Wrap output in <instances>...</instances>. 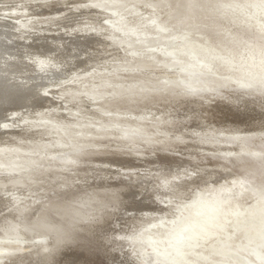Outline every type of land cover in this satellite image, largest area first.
Masks as SVG:
<instances>
[{"label": "bare ground", "instance_id": "6f19581e", "mask_svg": "<svg viewBox=\"0 0 264 264\" xmlns=\"http://www.w3.org/2000/svg\"><path fill=\"white\" fill-rule=\"evenodd\" d=\"M19 1L24 3L0 7V20L15 22V33L0 30V46L15 38L36 52L0 58V165L10 166L0 169V264H89L86 258L96 243L108 257L123 258L113 264H138L145 260V242L151 247L148 264H169L178 259L171 237L182 229L200 233L208 223L216 225L211 235L188 249L184 259L264 264V201L256 193L264 188V159H250L264 156L259 13L213 6L246 0H197L201 6L195 8L187 7L189 0ZM29 1L40 2L32 6ZM58 8L62 12L45 19L19 14ZM80 16L91 21L74 26ZM167 17L172 21L166 24ZM66 24L69 32L54 34L45 44H28L48 38L52 27L67 29ZM147 26L155 36L143 38ZM22 27L34 31L28 39ZM178 27L192 37L181 36L185 44L163 55L158 46L172 44ZM64 35L83 42L68 50L60 41ZM121 44L124 55L118 51ZM187 46L211 70L190 64ZM111 56L117 64L91 70ZM175 67L183 69V80L168 75ZM149 83L156 89L148 90ZM61 89L75 95L60 103L69 107L53 106L57 95H65ZM91 98L99 100V108L93 109ZM9 110L28 116L3 126ZM127 132L139 136L125 138ZM177 148L187 157L177 159ZM140 159H150L149 170L126 172ZM155 160L162 161L160 168L151 167ZM114 166L128 179L107 188L104 176ZM77 181L98 186L82 190ZM38 189L44 198L29 200L23 193ZM126 207L142 213L129 220L140 224L135 232L111 234L125 241L120 250L105 231ZM35 239L39 245H29Z\"/></svg>", "mask_w": 264, "mask_h": 264}, {"label": "rangeland", "instance_id": "374dc122", "mask_svg": "<svg viewBox=\"0 0 264 264\" xmlns=\"http://www.w3.org/2000/svg\"><path fill=\"white\" fill-rule=\"evenodd\" d=\"M4 1V0H3ZM44 0H42L41 2H43ZM46 2H49L48 0H45ZM0 2H2L1 0H0ZM5 2H7V3H5ZM12 2V3H11ZM10 2V0L9 1H4V2H2V3H0V7H6V8H12L13 6H21L20 5V3H24V2H20L19 0H17V1H11ZM35 2V3H34ZM38 2H40V1H29V3L28 4H30V5H32V4H35L36 6H37V3ZM17 3V4H16ZM19 3V4H18ZM6 6H5V5ZM12 4V5H11ZM15 4V5H14ZM11 5V6H10ZM24 4H22V6H23ZM8 6V7H7ZM33 6V5H32ZM69 7H72V6H69ZM233 8V9H232ZM229 9H232L233 11H237L238 13H240V12H242V11H244V9H242V7H231V8H229ZM32 10V9H31ZM39 10V9H38ZM37 9H33L32 11H30V12H27V11H17V12H21V13H19V14H22V15H27V14H34L33 15V17H36V18H38V19H45L46 18V16L48 17L49 15L50 16H52L53 14L55 15L56 13H60V12H62V9L60 8H58V9H56L55 11H57L58 10V12H54V11H50V13H49V11H47L48 12V14L46 13V11H41V9L38 11ZM158 11H161V12H159L160 14L162 13V11L163 10H158ZM17 12H14V13H17ZM38 12H41V13H38ZM45 14H44V13ZM13 13V14H14ZM53 13V14H52ZM37 14V15H36ZM42 16H41V15ZM44 14V15H43ZM166 14H169V12H167L166 11ZM18 16V15H17ZM41 16V17H40ZM44 16V17H43ZM1 17V16H0ZM80 17H82V18H77L78 19V21H75L74 23H73V25L75 26L76 24H78V23H87L86 22V18H84V16H80ZM105 17V16H104ZM2 18V17H1ZM89 18V17H88ZM87 18V19H88ZM185 17H183V20H185L184 19ZM102 19H103V17H102ZM157 19H159V18H157ZM156 19V20H157ZM168 17L166 18V24L169 22H171L172 21V19L171 18H169L168 20ZM7 20V21H6ZM88 20H90L91 21V19H88ZM100 20V19H99ZM104 20V19H103ZM13 21H14V19L12 20V19H10V18H4V20H0V22L1 23H3L4 25H8L9 27H6V28H0V30H2L3 29V31H5L7 34H12V32H13V30H12V26L14 25V23H13ZM89 21V22H90ZM100 22L101 23H106V20H104V21H101L100 20ZM185 22V21H184ZM0 23V24H1ZM24 23V22H23ZM164 22H161L160 24H163ZM68 24H69V22H68ZM68 24H66L65 25V28H67V29H59V27H52L51 29L52 30H50V31H47L46 33L49 35L48 36V38H44V39H36L37 37H35V38H32L33 40H31V42H28V44L30 43L31 45H36V44H45V42H50L51 40H50V36H56V35H54V34H64V33H67V32H69L70 31V29H69V25ZM72 24V23H71ZM152 24V23H151ZM165 24V25H166ZM66 26H68V27H66ZM1 27V26H0ZM139 27H140V25H139ZM24 27H22V29H23ZM142 28V27H141ZM141 28H139L140 30H141ZM144 29H146V33L144 34V37L143 38H145V37H150V36H155L154 35V33H153V31L152 30H148V26L147 27H144ZM158 29V28H157ZM65 30V31H64ZM72 30H75V31H77L76 30V27H74V29H72ZM162 31V32H164L165 30L164 29H162V27L161 26H159V29H158V31ZM23 31H25L24 32V39L25 38H29V36L31 35V34H29V33H32V32H34V31H28V30H26L25 28L23 29ZM56 31H58V32H56ZM63 31V32H62ZM102 31V33H106V29H102L101 30ZM189 31V30H188ZM187 31V29H185V28H183L182 30L178 27V28H176V33L178 34V35H174L173 37H172V44L171 43H169L167 46L166 45H162V46H158V48H159V50H160V52H162L163 53V55H165L166 54V52L167 51H170L169 49L170 48H172V47H174V46H181V44L182 45H184L185 44V40L184 39H182L181 38V36H186V37H188V38H191L192 36H191V34H189V32ZM10 32V33H9ZM157 32V30H155V33ZM13 33H15V32H13ZM50 33V34H49ZM76 33H78L79 34V32L77 31ZM141 34H142V32H140ZM53 34V35H52ZM9 35V36H10ZM146 35V36H145ZM35 36V34H33V37ZM66 35H64L62 38V40H60L61 42H64V46L66 47V48H68V50H70L71 48H72V46H73V48L75 47V45L77 44V43H79V42H83V41H81V38H77V39H72V38H69V37H65ZM196 38H198V36H195ZM232 37H234V36H232ZM151 38V37H150ZM201 38V37H200ZM35 41V42H34ZM67 41H70V43L69 42H67ZM39 42V43H38ZM44 42V43H43ZM26 44L25 42H22V41H18V40H16L15 38H12V41H5L4 42V45H1L0 46V51L2 52V53H0V58H6V57H8L9 56V54L10 53H14V54H18V55H25V53L26 52H30V53H35L36 52V50H33V49H25L24 48V44ZM67 43V44H66ZM74 43V44H73ZM68 44H69V46H71L70 48H69V46H68ZM124 44H121V45H118L119 47H118V51L120 52V54L121 55H124V53H123V51H122V49H121V46H123ZM135 45H139L138 43H135ZM165 46V47H164ZM126 48H128L129 46H125ZM131 47H133V46H131ZM7 48H9V50H5V49H7ZM186 49H187V51H189V59H190V64H199V65H203V68H205V71H207V70H211V67H210V64H205L204 63V61H201L200 59H201V57L202 56H200L197 52L198 51H195V50H192L189 46H187L186 47ZM5 52V53H4ZM132 53H135V52H133V51H131ZM171 52V51H170ZM182 52H183V50H182ZM205 54V53H204ZM162 55V54H161ZM162 55V56H163ZM210 54H208L207 56H209ZM112 57V58H111ZM109 59V62H106V63H103V64H100V63H98V64H100L98 67H95V68H93L92 66H90V67H92L93 69H91L92 71H96V69L97 68H102L103 66H106V67H111V66H113V65H115V64H117V62L116 61H114L113 59H115L114 58V56H111ZM111 61V62H110ZM98 64H96V65H98ZM122 64H124V65H128L129 64V62L127 61V63H126V61H122ZM102 65V66H101ZM178 69V70H177ZM187 69V68H186ZM115 70V69H114ZM114 70H112V71H114ZM189 70V69H188ZM173 71H175V72H173ZM182 71H183V69H181V68H179V67H175V68H172L171 70H170V74H168V75H170V76H172V75H176V74H178L179 75V77L182 79V77L180 76L181 75V73H182ZM184 79V78H183ZM182 79V80H183ZM189 82H192V80H190L189 79ZM117 83H119V82H117ZM221 83H223V84H225L226 82L224 81V80H222L221 81ZM124 84L125 83H122L121 85L120 84H114L113 86H115V85H117V86H124ZM149 84H151V85H149L148 86V90H154V89H156V87L154 86V85H152V83H149ZM227 84V83H226ZM63 86H65V84L63 83V85H60V87H63ZM125 86H127V85H125ZM152 88H151V87ZM193 86H197L196 84L194 85L193 84ZM48 90H50V91H55V90H57V89H48ZM64 90V91H63ZM68 89H61V91H63L64 93H65V95H57V96H59V97H61V100L59 99L58 100V98H57V96L55 97V95L53 96V97H55V99H54V101H53V106H56V105H58L59 107H65V106H67V107H69V104H67V103H62V104H60L61 103V101L63 100H66L67 98H68V96L69 97H75V95H73V92L72 91H67ZM141 90H143V91H145V90H147V88L145 89V88H142ZM66 98V99H65ZM57 102H56V101ZM59 101V102H58ZM89 102H90V104H92L93 103V109L95 108V109H97V108H99V106L98 105H96L97 103H99V100L98 99H95V100H92V98L91 99H89L88 100ZM95 105V106H94ZM61 111H63V110H61ZM10 112V113H9ZM12 112V113H11ZM13 112H15L14 110H9L6 114V116L3 118L4 119V121H3V126L6 124L5 122H10V124H11V121H13V120H15V119H17V118H19V119H22L24 116H28L27 114L26 115H17V114H14V115H12L13 114ZM9 115V116H8ZM7 118V119H6ZM89 118H91L90 116H89ZM69 118L67 117L66 118V120H68ZM9 122H8V124H9ZM5 123V124H4ZM19 123V124H18ZM1 124H2V122H0V126H1ZM19 125H23L22 123H20V122H17L16 124H15V126H19ZM94 129L96 128V126L95 127H93ZM99 128V127H98ZM97 129V128H96ZM92 132V131H91ZM120 133V132H119ZM121 134V133H120ZM129 134V135H128ZM125 136H127V137H125V138H129L130 136H139L138 134H136V133H133V132H127L126 133V135ZM48 140V139H47ZM16 150V149H15ZM84 150H86V149H84ZM180 150L181 149H179V148H177L176 149V152H178V154H176L175 156L176 157H178L177 159H179V158H183V152L181 151L180 152ZM77 151H79V150H77ZM76 150H75V152H77ZM62 154V153H61ZM67 154H70V152H67ZM256 155V156H255ZM184 157H187V156H184ZM251 158H255V159H259V160H263L264 159V156H258L257 154H253V155H251L250 156V159ZM235 159V158H234ZM148 160H150V159H140L139 160V162H137V161H134V164L132 165V168L134 169H127L126 170V172H128V173H140V172H142L143 171V169H144V171L145 170H149L150 169V166H148V163H150ZM154 160V159H153ZM232 161H234V160H232ZM142 162V163H141ZM161 160H159V161H156L155 160V163L156 164H154V165H151V167H159L160 166V164H161ZM144 163V164H143ZM135 164H136V166H135ZM139 166V167H138ZM10 166L9 165H6V164H1L0 165V169H8ZM135 167V168H134ZM113 168H115V170L113 169ZM139 168H142V169H138ZM160 168V167H159ZM190 168H191V170L193 171V169L194 168H192V167H189V170H190ZM120 169V170H119ZM137 169V170H136ZM162 169V168H161ZM190 170V172H192ZM109 171L110 172H108L107 174H106V176H104L105 177V180H106V184H105V186L107 187V188H109V187H112V186H115V185H119V183H121V182H126L127 180L126 179H128V177L126 176H124V174L126 173V172H124V169L122 170V168H120V167H117V166H114V167H112V168H110L109 169ZM117 171H119L117 174L118 175H120L119 177H118V175H116V174H114V173H116ZM136 171V172H135ZM143 171V172H144ZM124 172V173H123ZM26 174V173H25ZM110 174H111V176H112V178L110 177V179H109V176H110ZM123 174V175H122ZM109 175V176H108ZM117 176V177H116ZM120 178V180H118ZM109 179V180H108ZM77 183V185L78 186H81V189L83 190H93L94 188L96 189L97 188V186L95 185V184H85V185H82V183L80 182V181H77L76 182ZM84 184V183H83ZM94 185V186H93ZM36 192V193H35ZM23 193H25V195H30L31 197L32 196H36V197H38V198H40V199H42V198H44V191L42 190V189H38V190H36V191H33L32 192V190H31V193H29V191H27V192H23ZM29 193V194H28ZM256 193L258 194L259 193V195H260V192L259 191H256ZM255 193V194H256ZM28 198L29 200H32L33 199V197L32 198ZM46 199V198H45ZM3 202V201H2ZM8 202H6V201H4L3 203H1V205H3V206H6V205H8L7 204ZM131 203L129 202V203H127V205L128 206H131L130 205ZM133 204V203H132ZM146 207V206H145ZM130 207H126L125 209H122L121 210V212H120V214H118V215H116L113 219H112V221H111V224H110V226H109V228L107 229V231H105L106 233H105V236H107V237H109L110 236V242L112 243L113 241H114V243H112V244H115L116 243V241H117V243H116V247H118L120 250L123 248V245L121 244V243H125V241H123V240H121L120 242H118V240H115V238H114V236L113 235H111L112 233H116V232H122V231H125L124 233H133V232H135L136 230H137V227L138 226H140V224L139 223H136V226L137 227H135V224H133L132 225V223L130 224V222H129V220H132V219H134L135 217H138V215H140L141 213H142V211L141 210H133V212L132 211H128L127 212V210L129 209ZM124 211V212H123ZM139 212V213H138ZM130 213V214H129ZM137 213V214H136ZM134 214H136L135 215V217H134ZM131 215V216H130ZM132 215H133V218H132ZM128 216V217H127ZM140 217V216H139ZM92 218V217H91ZM90 218V219H91ZM126 218V219H125ZM119 219V220H118ZM121 219V220H120ZM124 220V221H123ZM126 220V221H125ZM117 222V223H116ZM125 222H128V223H125ZM121 223V224H120ZM123 223V224H122ZM119 224V225H118ZM124 226V227H123ZM134 226V227H133ZM133 228V229H132ZM128 229H132V230H130V231H128ZM122 230V231H121ZM135 230V231H134ZM115 231V232H114ZM127 231V232H126ZM133 231V232H132ZM90 239L91 240H93L94 238L93 237H90ZM36 240V241H35ZM35 240H31V241H33V243L31 242V241H29V245H31V244H38L39 242V240L38 239H35ZM35 242V243H34ZM39 245V244H38ZM118 245V246H117ZM120 246V247H119ZM103 246L102 245H100V244H98V243H96L91 249H90V253L87 255V258H86V261H89L88 263L89 264H113V263H116V262H122L123 261V258H121V259H118V258H116V257H108L107 255H106V253H104V252H106V250L104 251V249L102 248ZM101 251V252H100ZM149 251V252H148ZM150 253V254H149ZM144 258H145V260H142L140 263H138V264H148L146 261H147V259H149V258H151V247H150V244H148V242H145V247H144ZM109 262V263H108Z\"/></svg>", "mask_w": 264, "mask_h": 264}, {"label": "snow or ice", "instance_id": "6c2138e0", "mask_svg": "<svg viewBox=\"0 0 264 264\" xmlns=\"http://www.w3.org/2000/svg\"><path fill=\"white\" fill-rule=\"evenodd\" d=\"M197 0H189L187 7L195 8L200 7ZM216 8H231V7H242L246 9H255L261 16L262 23L260 25V35H259V50L261 57V73L259 77V87L261 92L264 93V0H246L244 4H224L216 3L213 5ZM260 199L264 201V188L260 190ZM251 207V205H250ZM237 215L241 213L237 212ZM216 225L213 223H208L201 228L200 233L189 234L188 229H182L181 231L175 233L171 237V242L175 247V255L178 259H174L169 262V264H197L196 261L186 260L184 257L190 255L188 249L195 248L199 246L201 240L207 241L209 235H211V230L215 228ZM261 239L264 241V209L261 211ZM156 264H160L159 261ZM212 264H219V262H212Z\"/></svg>", "mask_w": 264, "mask_h": 264}, {"label": "water", "instance_id": "95a60500", "mask_svg": "<svg viewBox=\"0 0 264 264\" xmlns=\"http://www.w3.org/2000/svg\"><path fill=\"white\" fill-rule=\"evenodd\" d=\"M61 252H65V251H61ZM59 254V253H58ZM61 254V253H60ZM62 254H64V253H62Z\"/></svg>", "mask_w": 264, "mask_h": 264}]
</instances>
